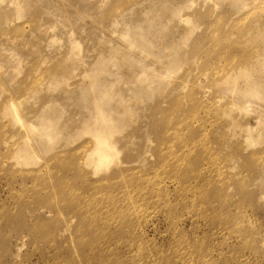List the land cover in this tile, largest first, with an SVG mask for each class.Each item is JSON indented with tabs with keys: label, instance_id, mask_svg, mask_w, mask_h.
<instances>
[{
	"label": "rangeland",
	"instance_id": "rangeland-1",
	"mask_svg": "<svg viewBox=\"0 0 264 264\" xmlns=\"http://www.w3.org/2000/svg\"><path fill=\"white\" fill-rule=\"evenodd\" d=\"M259 60L264 0H0V264H264Z\"/></svg>",
	"mask_w": 264,
	"mask_h": 264
},
{
	"label": "bare ground",
	"instance_id": "bare-ground-1",
	"mask_svg": "<svg viewBox=\"0 0 264 264\" xmlns=\"http://www.w3.org/2000/svg\"><path fill=\"white\" fill-rule=\"evenodd\" d=\"M256 65H259L264 70V60H259L256 62ZM243 70V69H242ZM245 72L249 71V68L244 69ZM247 74H252L248 72ZM248 77V87L249 91L252 94H256L259 92L261 84L259 83V79L247 75ZM6 108H8L11 112V115L14 119L19 120L20 118L16 114V107L13 104H9ZM100 112L99 116L96 119V123L88 127L86 129V132L91 137V147L88 153L85 156L86 164L89 162L94 165V172H97L100 169H108V167L113 164V162H118L117 160V151L115 149V146L110 143L111 138V131L110 126H108V122L106 117L104 116L103 112L100 110L101 108L98 106ZM55 112L49 111L48 109L43 110L40 112V127L41 131H38V133L42 135L50 136L56 125L57 117L54 115ZM27 124V123H25ZM29 125V124H27ZM31 129L33 127L30 126ZM34 130V129H33ZM27 145V144H26ZM26 148L18 149L16 153L14 154V158L17 160V162L22 163L25 157ZM26 159V158H25Z\"/></svg>",
	"mask_w": 264,
	"mask_h": 264
}]
</instances>
